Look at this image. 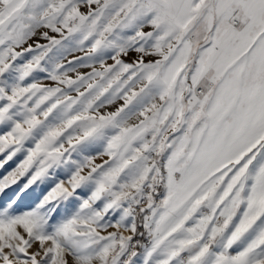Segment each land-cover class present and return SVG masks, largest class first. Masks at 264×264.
<instances>
[{
    "label": "snow or ice",
    "instance_id": "snow-or-ice-1",
    "mask_svg": "<svg viewBox=\"0 0 264 264\" xmlns=\"http://www.w3.org/2000/svg\"><path fill=\"white\" fill-rule=\"evenodd\" d=\"M0 264H264V0H0Z\"/></svg>",
    "mask_w": 264,
    "mask_h": 264
},
{
    "label": "rangeland",
    "instance_id": "rangeland-1",
    "mask_svg": "<svg viewBox=\"0 0 264 264\" xmlns=\"http://www.w3.org/2000/svg\"><path fill=\"white\" fill-rule=\"evenodd\" d=\"M44 83H50V82H48V81H43Z\"/></svg>",
    "mask_w": 264,
    "mask_h": 264
},
{
    "label": "crops",
    "instance_id": "crops-1",
    "mask_svg": "<svg viewBox=\"0 0 264 264\" xmlns=\"http://www.w3.org/2000/svg\"><path fill=\"white\" fill-rule=\"evenodd\" d=\"M82 71H87V69H82Z\"/></svg>",
    "mask_w": 264,
    "mask_h": 264
}]
</instances>
